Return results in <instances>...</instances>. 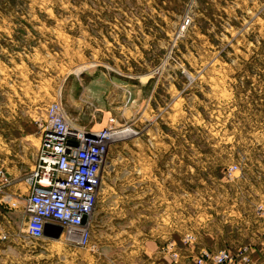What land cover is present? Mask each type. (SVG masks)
Masks as SVG:
<instances>
[{
  "label": "rangeland",
  "instance_id": "374dc122",
  "mask_svg": "<svg viewBox=\"0 0 264 264\" xmlns=\"http://www.w3.org/2000/svg\"><path fill=\"white\" fill-rule=\"evenodd\" d=\"M55 99L78 125L128 131L113 134L88 242L29 238L0 202V264H181L262 240L264 0H0L11 186Z\"/></svg>",
  "mask_w": 264,
  "mask_h": 264
},
{
  "label": "built area",
  "instance_id": "2783aa9c",
  "mask_svg": "<svg viewBox=\"0 0 264 264\" xmlns=\"http://www.w3.org/2000/svg\"><path fill=\"white\" fill-rule=\"evenodd\" d=\"M113 122L110 119L99 129L81 126L68 117L60 100L46 106L44 116L37 119L39 146L23 188L11 191L12 179L0 169V202L21 208L27 237L42 240L47 238L46 226L52 232L60 226L68 242L80 246L88 242L108 149L113 133L120 130ZM177 256L173 253L174 260ZM191 264L256 262L249 246L243 245L234 252L203 248Z\"/></svg>",
  "mask_w": 264,
  "mask_h": 264
},
{
  "label": "crops",
  "instance_id": "0c3cea01",
  "mask_svg": "<svg viewBox=\"0 0 264 264\" xmlns=\"http://www.w3.org/2000/svg\"><path fill=\"white\" fill-rule=\"evenodd\" d=\"M37 152V151H36ZM17 188H23V187H21V185L19 184V183H16V184H13L11 187H10V189H11V191H14V190H16ZM18 206H20V203H18ZM3 209H5V206H2L1 205V203H0V212H3ZM7 209V208H6ZM19 208H17V209H15V210H13V211H17ZM20 210V209H19ZM13 211H11V212H9V214H13L14 212ZM5 212V211H4ZM8 212H6V214H7ZM2 214V213H1ZM5 213H3V215L2 216H4V217H6L5 215H4ZM8 216V215H7ZM260 239H262V240H259L258 242H257V244L256 245H253V247L251 248V247H249L250 248V250H251V253H252V255H253V258H254V260L256 261V263L257 264H264V236H262V237H260ZM252 245V244H251ZM247 246H249V245H247ZM222 247H226V248H228L231 252H234L238 247H240V246H232V245H228V244H226V245H224V246H222ZM202 247H200L198 250H200ZM205 248V247H204ZM212 249V248H211ZM214 250H216L215 248H214ZM182 252V254H184V257H187V255L185 254L186 252H184V251H181ZM198 252V251H197ZM197 252H196V254H197ZM195 256V255H194ZM194 256H192V258L191 259H188V261L186 260V259H183V257H182V259H180L181 260V264H187V262H189L190 260L192 261L193 260V258H194ZM137 257V256H136ZM163 258V257H162ZM162 258H160V260L162 259ZM157 262H158V260H154V259H151V260H146L145 261V264H157ZM163 263H167L168 264V262H163ZM162 263V264H163Z\"/></svg>",
  "mask_w": 264,
  "mask_h": 264
},
{
  "label": "water",
  "instance_id": "95a60500",
  "mask_svg": "<svg viewBox=\"0 0 264 264\" xmlns=\"http://www.w3.org/2000/svg\"><path fill=\"white\" fill-rule=\"evenodd\" d=\"M61 232H62V228L60 226H56V230L54 232L50 231L47 226L44 229V235L46 237H51V238H57L61 234Z\"/></svg>",
  "mask_w": 264,
  "mask_h": 264
},
{
  "label": "bare ground",
  "instance_id": "6f19581e",
  "mask_svg": "<svg viewBox=\"0 0 264 264\" xmlns=\"http://www.w3.org/2000/svg\"><path fill=\"white\" fill-rule=\"evenodd\" d=\"M119 130H117V132H118ZM124 131H128V129L127 128H125V129H123V130H120V133H123ZM117 132H114L113 134H115V133H117ZM62 235V234H61Z\"/></svg>",
  "mask_w": 264,
  "mask_h": 264
}]
</instances>
